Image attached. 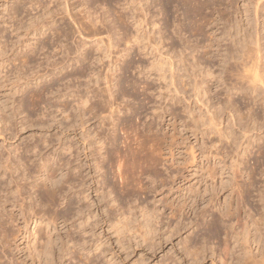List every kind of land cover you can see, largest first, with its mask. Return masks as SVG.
I'll return each mask as SVG.
<instances>
[{"label": "rangeland", "instance_id": "374dc122", "mask_svg": "<svg viewBox=\"0 0 264 264\" xmlns=\"http://www.w3.org/2000/svg\"><path fill=\"white\" fill-rule=\"evenodd\" d=\"M87 1L91 6L88 4ZM90 1L86 0L87 2L86 3L83 0L82 1L70 0V6H71L70 8H72L71 10H73L71 11V13L72 16L74 15L76 17L75 18L73 16L77 20L76 21L73 18L74 21H76L75 23L87 24L88 22L85 20V18L88 17V12H86L85 7L88 8L87 11H90L92 9L90 13L96 11L98 12L96 16L99 15V17H101L99 21H102L103 18L104 25H102L101 22H100L101 25L100 23H97V25L98 24L99 25L96 28L99 30L101 28L100 31L94 27V29H96L98 33L96 37L97 42L95 41L96 44L94 43V46L95 45L97 46L94 47L93 43L90 44L89 46H91L90 48L91 50L95 51V49L97 48L100 49L99 46L101 47L102 45L103 48H101V51H103L104 49L106 50V47L104 46H106L107 43L106 40L107 31L111 33V38L112 39L114 38L113 44H116L117 41L115 40L116 39L118 40L120 38V37L118 38L119 35L117 32L119 31L118 30L119 25L116 24L117 22L115 21L116 19L114 18L115 17L114 13L116 14L117 10L122 11V7H123L122 4L124 3V1L122 0L123 1L122 2L120 0H113V2L111 1L110 3H108L109 2L108 0H105V2L104 0H101L103 6H101V3H99L100 0H92L93 2ZM105 3L108 7L105 5ZM2 4H7L8 8L6 12H4L2 8H0V48L1 45L2 47H5V49L8 52L7 53L8 55L6 54L4 59L3 56L0 55V62L3 60L0 65V161H3L1 159H6L9 156L12 157V155H13L12 158L16 157L15 159L18 160L17 157L21 155L22 158L24 157L26 161L27 160L30 161L28 162V166L26 164H24V166H27V169H30L31 168L30 165L34 164L33 167L35 168L36 172L40 170L39 169L40 167H38L37 165H40L42 167L45 161H48L50 174L54 176L56 180L58 178L60 180L61 175L63 174L66 175L69 172L70 173L74 172L68 167L67 168L64 167L63 169L61 168V170H59V166L62 163H67L68 160L70 161L72 160L70 154L68 152L66 153V151H61V153H59L60 157L58 158L54 156L53 152H51L50 150L48 151L44 150L43 157L45 161L39 162L38 161L39 157L36 156V150L34 149H36L35 146L37 145L39 149L43 150V148L47 145L46 143L47 141L52 140V142H54L59 136L62 135L61 133L63 131H61V133L59 134L60 132L59 130L60 129L62 130L63 128L62 125L63 126L67 125L66 117L67 114L69 113L68 109H70L72 105L78 104V100L76 99L77 101L76 100L72 101L70 105L69 102H71L72 99L67 100L69 98L65 96V91H62V89L64 90L65 88L63 87L64 84L65 85L68 84L71 80L70 78L68 80L69 82H67L68 75L71 74L72 68L64 69V71L67 69L65 71L66 73L63 72L60 75V78L62 80H60L59 82L57 81L58 77L55 78L56 76L52 75L53 73L51 70H49V67L47 66V62L44 58L45 56L53 57L55 55H57L56 56L57 59L60 58L61 57V55H59L60 50H57V48L60 46L61 39H59L60 41H58V38H56V36L58 35L59 32L65 29L76 31L75 29L76 27H74L75 25H73V22L69 18L67 19L66 15L62 13L61 8H63V6L61 7L59 5L60 3H57L55 0H37V1L36 0H5V1L0 0V6ZM117 4L118 5L120 4L119 7ZM81 5L82 7H80ZM115 5L116 7H114ZM96 6L97 7L101 6L103 7V9L107 7L106 9L108 10L105 9L106 10L105 11L101 7L97 9ZM90 7L91 9H89ZM109 8L112 10H110ZM157 9L158 7L156 8V10L155 9L153 10L152 12L153 15L157 14ZM108 11L111 13L109 14L111 16L113 15L114 17L110 18L111 16H107V18H109L107 19L105 15L106 12ZM85 13L87 14L85 15ZM179 15L180 14L178 15L175 14L174 16L175 18H177L175 19L177 23H178ZM61 17L63 18V20ZM29 19H32L33 22ZM52 21L56 22L54 24L51 23L53 24V26L49 25L48 28L43 29L44 31L40 29L42 26H45V23L47 25L49 24V22ZM105 22L109 27L107 26L105 28L103 27L106 24ZM29 23L30 24L33 23L31 27L35 25V27L38 28H34V27L31 28ZM129 23L131 24V21H129ZM27 26H29V28H27ZM59 27L63 30H61ZM27 29L31 31L34 29L38 30L34 35L35 38L32 37V35L31 36L29 35L31 31ZM94 29L92 31H95ZM150 29H151L150 35L154 36L155 40L158 43L161 53L165 55V53H167V50L169 49L168 47L169 42L164 43V40L161 41L159 40L161 34L158 33L159 31L158 26L155 28L154 26L151 25ZM172 31L174 30H171V32ZM26 32H28V34ZM171 32H170V36L174 37L178 44L181 43V39L182 41L187 40L188 37L190 38V40L195 39L190 37L191 35L189 33L186 34L184 32L181 35L180 34L173 35L171 34ZM262 32L264 34V30L261 29V33ZM18 34L20 35V38L17 39L18 40L21 39L20 44L23 43L25 45V43L27 42V44L30 43L31 46L24 49L23 48L18 49L16 47L13 48L12 46L17 41L16 36ZM36 34L38 35V37H36L37 36ZM77 38L79 39V37L75 35L76 40ZM100 38L106 41L104 42V45L103 44L100 45V41L98 40ZM71 41L73 42V39H71L69 43ZM41 44L44 45L47 50L44 48L43 52L41 51L37 52L39 51L38 49L41 48L42 46ZM50 46L52 47L54 46L53 49ZM92 47H94V49ZM14 49H17V51H15ZM29 49L31 51H29ZM58 49H60V47ZM32 51L35 54L32 53ZM190 52L191 51L187 50L185 51V53H183L184 58H186L187 60V64L193 63V59L191 58L192 56ZM145 54L146 57L143 58L144 66L146 67V70H144L145 73H143V75H138V71H137L134 73V76L135 78H137V80H139V84L140 83L144 84V82H146L149 84L151 89L148 93L149 96L147 95L146 96L147 99L143 101L144 106L143 109L140 110V113L142 115L139 116L137 120L136 117L134 119L136 130H133V132L130 130L128 132V135L129 134L130 135H129V140L127 142L129 146V150L132 152L134 151L133 153L135 155L137 154V157L136 156H135L136 158L132 157L133 159L132 160L131 156H129L128 153H125L128 156L124 155V158L126 157L125 158L126 160L128 159L132 160V161L130 160L126 161L124 159L125 163L127 162L126 166H128L129 163V166L125 169L129 170L128 171L129 173L128 172L127 173L129 176H131L130 179L128 176L129 180L127 181L131 191L129 190V188L127 189V187L125 188V190L127 191H125L124 188L122 189V186L120 187L121 183L119 184L120 181L119 179H117L118 177L117 178L113 177L111 174H109V176L107 174L106 177L103 176L99 177L97 175L95 177V183L91 184L92 186L91 190L86 194H82V195L75 194L73 191L74 189L71 191L70 188L67 187L66 184H64L65 194L64 195L62 194L61 198L59 197V199H57L55 207L51 209L49 208L48 210L49 215L54 216L53 214L58 213L57 215L59 217H65V220L66 219L68 220L67 223H64L62 220H60L58 224L55 225L56 227L49 225L44 218L43 220L34 219L33 221L24 224V221H22V219H20L19 217L20 208L16 207L18 204L16 203L15 206L12 203V201L15 200L14 197L16 195L12 197L9 196L11 197L9 199H11L12 201L10 200L4 207H0L1 218L3 217L1 219V222L3 224L1 223V227H0V264H45L47 259L48 258L50 259L48 252L52 248H54V245L59 243L61 239H64L65 241L73 239L77 243V245L74 247L69 245L71 248L70 251L71 255L68 257L67 260H65V264H85V263H91V264H176L177 263L178 264L177 262L178 258L181 257L185 258V252L183 248L184 242L188 240V238L195 236L196 238L201 239L202 243L207 245L208 248L211 247L212 249L215 250V254L213 257L211 256V254H209L208 258L204 262L197 264H213L212 263L213 260L215 262L214 264H221L219 257L217 256L219 254V252L216 249L217 243L213 242L211 238H209L206 235V230L204 229L205 220H203L202 217L200 216L203 210L205 209L209 210V207L206 208L207 207L206 204L201 205V207L199 208L200 210L199 209L197 210L196 217L194 214L186 216L187 218L181 217L179 221H181L182 223V230L180 234L175 235L172 239L171 238L169 239V236L176 229V222H174L175 221L174 219H171L170 217L171 215L169 214H171L170 211L171 203L175 198L182 195L184 193L183 192L184 190L185 193L188 192V194L191 193V195L200 192L205 196H210L213 193H215L214 189L220 190L221 188H224L225 184L223 185V183L230 182L231 177H233L232 174L233 170H228L227 168L229 167L234 168L231 166H234L236 162L238 163V165H240L238 169L239 174L240 173L245 174L246 172L249 173L251 171V168L254 169L256 166V174H255L256 177H254L255 180L254 186L251 189V194H250L251 196L249 195L246 196L247 205L245 211L247 213V216L249 215L248 220L250 225L252 224L253 220H256L260 217L261 214L260 209H262V203L260 202L259 195L262 194V192H264V158L262 159V157H260L257 154V150L259 146L260 147L264 146V138H263L264 130L254 131L252 132V134L250 133V136L248 135L249 139L248 137L244 138L242 136L241 130L238 127L239 124L236 121L240 119L239 118L240 116L244 117L246 115L244 119L241 120V123H244L245 126L252 128L253 124L249 121V119H246L248 118L247 117L248 114H250L249 111L250 107L254 108V111H260L261 109L260 104L262 101L259 102V104H257L255 107H253L254 105L252 104V102L250 103V100L249 101L245 100L243 97L244 93L242 91H244L245 88L241 91L238 88H234V90H232L233 87L231 86L235 84L237 81L234 77L231 76L225 77V75H222L220 73L221 66L220 67L216 66L213 69V71L215 72V76L221 74L222 78L226 79L228 85L225 86L227 88L224 85L219 86L220 88L218 87V89L216 90L215 88H213L212 95H210L212 97L208 96L207 94L204 95V93H206L205 92V89L207 87L206 83H208L210 79L208 77V80L206 81V79H204L203 81L204 83L201 84L202 88L204 89L203 90L204 93H202L203 91L200 92L198 95L199 97H197L198 100L195 99L196 94H193L194 92H192L193 90L192 88H190L192 87L191 85L194 84V82L191 81L193 79L188 80L187 77H183V75L187 76V74H185L186 72H184V67L182 66L183 64L179 62L180 57L177 55L176 57L178 58L175 57L174 60L175 61L174 68L176 69L174 71H176V78H177L176 82H177L178 92L174 93L175 88L170 85V73L169 70L167 69L168 67L165 66V61L159 56L157 52L153 51V49L150 50L147 49L145 51ZM235 58H236L235 60L238 61L237 60L238 56ZM235 60L230 61V64L231 63L234 64ZM203 67L204 66H202V68ZM45 68L48 69L46 70ZM75 68L80 69L79 64ZM202 68L200 67L197 69L198 75L200 72L203 73ZM216 68L219 70H217ZM189 70L190 71H188V73L192 74V70L191 69ZM37 71L39 72V74L41 73L40 75L47 72L48 76H43L44 78L41 77V79L36 80L34 76ZM67 71L69 72V74ZM117 73L119 75L120 72ZM117 73H115V77ZM16 75L18 76V78ZM64 75L66 76L64 77ZM62 76L64 77V80ZM18 79H21L22 81ZM182 79L185 82L187 80L186 83L190 87L183 88L181 82ZM84 81L82 79L80 83ZM22 83L25 85V87H23L24 85ZM209 84L211 85V83ZM81 88L84 89L83 87ZM101 88L105 89L103 84L101 85ZM55 90L57 92H55ZM115 90L114 92H117V89ZM129 90L130 89L128 88L126 89V91ZM228 90H230V96H232L233 104L234 103L236 104V105L234 104L235 107L239 108L242 114L238 113L239 117H237V113H236L234 120H231L233 118H231V116H229L228 114L225 115L222 114L221 120L223 119L222 123L224 124L220 128H222L223 132H225L224 133L225 135L232 132L235 136H237L239 139L236 142L237 145L233 144V142L231 141L232 138L227 139V136L225 137V135H224V139H222L223 141L221 144L220 143L221 140L218 137V135L213 134L212 132L211 134L210 131H208L209 133L207 134L206 131L208 130V127L204 126L207 125L206 121L209 116L206 114V109L203 106L201 107L202 103L206 102L207 100L209 101L212 100L210 101L211 103L209 101H207L209 103L207 102L204 103L207 104L208 107L210 106L209 108L211 109V113H214L215 112L214 110H216V108H217L216 111H218L219 108L221 110L223 108L222 106L228 103L227 100L228 98H226L227 97L226 93ZM58 91L59 92L62 91V93L64 94L62 95V93H60V95H58L59 94ZM54 92L58 94L55 95ZM82 94L80 93V95ZM183 94L185 95L183 96ZM261 94H262L261 97H264L263 92ZM64 96L65 98L66 97L67 98L65 99ZM200 96L202 98L204 96L205 97L204 99H202ZM57 97L59 98L60 101L57 99ZM142 99H144V97L139 96V94L127 96L125 100H122L125 101L123 103L121 102L120 99L119 100L120 111L119 113H117L118 115L116 116V118L118 117L119 121L121 122L128 119V117L131 115V112L129 111V107L130 109L131 108L135 109L138 106L140 100ZM199 99H202L203 101H201L200 103ZM93 100L94 99H92V101ZM128 103H129L128 107L124 106L127 105ZM81 105L83 106L85 105L86 107H88L89 103L87 105L85 103ZM124 107L126 108L124 109ZM64 109H66V113L64 112ZM173 111L174 113H176L175 115L177 116L176 118L172 117V115L170 116L171 112ZM189 112L194 114L196 120H198V124L194 125L191 119L192 118L191 113ZM54 116H57V119H59L58 122L60 121V123H62L60 127H56V125H54L53 123L54 119H52L54 118ZM262 116L263 117L261 120L264 119V115ZM119 121H117L118 123L117 136L119 137V138L117 137L118 140L117 147H119L118 149H120V151L123 153L124 148L122 142H124L123 139L124 136L121 132V128H122L121 124H123V122L120 124ZM246 121L247 122L249 121L248 124L252 126L250 127L249 125H247ZM234 124L236 125L234 126ZM92 128L94 127L92 126ZM144 129H151L149 136L150 138L152 136L153 137L152 139L144 135V133L142 132V130ZM257 132L260 133L256 135ZM57 135L59 136L57 137ZM145 138L146 140H148L147 142ZM150 140L151 142H149ZM63 142L65 144L64 148H66L68 146V140L66 141V139H64ZM144 142H146V144ZM249 142L251 144L250 147L247 148ZM99 146L100 145H98V147ZM144 147L148 150L149 153H151L150 151H152V156L155 155V158L158 160V162L159 161L163 162V163L159 162L160 165H158L157 168L155 169L156 170L155 173L161 175L162 179L164 178L167 179V175H169V172L167 173L166 168L169 169L168 171L185 172L184 174L186 176L185 177L186 179L179 181L178 184H176V186L171 182L170 179L167 180V182L164 184L163 187H161L159 183L155 181L151 183V178L149 177V170L146 169L145 165H144L145 168L144 170V168H142L143 165L141 164L139 165V163H135L139 160V156L141 155L140 153L142 151H144L142 152V154L144 153L143 155L146 154V149H144ZM38 148L37 151L39 150ZM105 148L106 146H102L103 150L99 152L102 153L101 155L103 156H105L104 155L106 151ZM221 148H225L226 150L224 152H228V154L222 155L223 153H220L219 151ZM25 149H32V150L26 153ZM228 150L231 152H229ZM172 156L174 162L168 161L169 163V164L167 163L168 165H165V167L162 166L164 165V161L170 160ZM193 157H195L194 160ZM96 158L100 159V156H96ZM15 159H13L14 164L15 162L17 163ZM257 160H259V162H257ZM133 163L137 164L138 168L136 167L132 168ZM254 163L255 164L257 163V165H255ZM91 164L93 165L94 162H91ZM173 164L174 166H170ZM24 166L21 167L20 172L18 171L19 174H21V172L22 174L28 173L27 169L25 170ZM130 170L134 172L132 173ZM143 170L146 172V174ZM92 172L94 173V170ZM100 173L102 174L103 172L101 171ZM131 174H135V175H133L132 177ZM154 177L155 176H153V178ZM103 178L106 179L108 188L104 185L102 186L101 181L103 180ZM148 178L150 179V182ZM40 179L41 178H37L36 180L37 183L35 180L33 181L30 180V183L33 182L34 185H40L41 184ZM243 179H244L243 177L239 178L238 181L240 182V184L244 182ZM0 182H1L0 184L2 183L4 185L7 184L5 183L7 182L6 178L5 177L3 178L2 175H0ZM129 183H131V185ZM146 187H150V188L157 187V189L155 191L153 190L152 192H149L146 189ZM27 190L29 191L28 187L26 191ZM229 194L230 192H226V191L221 193L218 206L219 205L223 206L225 200L229 197ZM0 195H1L0 199H2V201H5V198L2 197V195L4 196V194L1 193ZM36 200L37 199L35 197V201ZM15 202L16 201H14V203ZM27 202L29 203L28 200ZM27 202L26 204L28 205ZM69 202L72 203L69 204ZM19 203L21 204V201ZM80 206L86 209V213L80 214L79 216L80 220L78 221L77 220L78 217H76V215L74 217V214L76 209ZM73 207L75 208L77 207L76 209L74 208L75 209L74 212H72L71 210V208ZM152 210L156 212L153 218L151 216ZM10 215H13V221L11 219L6 224L5 223L7 222L6 216L8 217ZM118 220H120L121 222H119ZM197 223L199 224V227L197 226ZM2 225L5 228L4 227L2 228ZM145 225H147V228L145 227ZM183 227H185V229H183ZM237 229L239 230V228ZM5 232L8 234L7 235L8 237L6 236ZM236 239L239 240V243L241 242L240 237L238 238L236 237ZM253 250L255 253H257L258 251L255 245L253 246ZM188 262L189 261H187V264H191Z\"/></svg>", "mask_w": 264, "mask_h": 264}, {"label": "bare ground", "instance_id": "6f19581e", "mask_svg": "<svg viewBox=\"0 0 264 264\" xmlns=\"http://www.w3.org/2000/svg\"><path fill=\"white\" fill-rule=\"evenodd\" d=\"M55 1L57 3H60L59 5L61 7L63 6V8H61L62 13L66 15L67 19L69 18L73 22V25H75L74 27H76L75 28L76 31H73L70 29L63 30L59 27L63 31L59 30L61 31L59 32L60 34L58 33L59 36L58 35H57L58 37L56 36V38H58V41H60L59 39H61L60 46L58 45L60 49H58L59 48L58 46L56 47H58L57 50H60L59 55H61V57L57 59L56 57L57 55H55L53 57L45 56L44 58L47 62V66L49 67V70H51L53 73L52 75L56 76L55 78L58 77L57 81L59 82L60 80H62L60 78V75L67 70L66 69L64 71V69L72 68L71 74H69V72L67 71L69 74L67 78V82H69L68 80L70 78L71 80L68 84H66L67 86L64 84L63 87L65 88L64 90L62 89V91H65V96L69 98L67 100L72 99L71 102L68 101L70 105L72 101H75L76 99L78 100V104L76 105L74 102L75 105H72L70 109L67 108L69 113L67 114V117H66L68 121V122L66 121L67 123L66 126L65 125L63 126L62 123H60V121L58 122L59 119H57V116H54V118H52L54 119L53 123L54 125H56V127H60L62 125L63 127L62 130L61 129L59 130L58 128V130L60 131L59 134L61 133V131H63L61 133L62 135L61 136L57 135V137L58 136L59 137L58 138L56 137L57 139L54 142H52V140L47 141V142L45 141L47 145L45 147L43 146L44 147L43 150L39 149L37 145H36L37 147L35 146L36 149L34 148L33 149L36 150V156L39 157V160H38L39 162L45 161L43 157L44 150L45 151L50 150L51 152H53V155L58 158L60 157L59 153H61V151H66V153L68 152L70 156L72 157V160L71 161L68 160L67 163H62L59 166V170H61V168L63 169L64 167L66 168L68 167L74 172L72 173L69 172L66 175H64L63 174L64 172H63L62 173L63 175L60 176V180L59 178L56 180V178H54V176H52L49 172L48 161H45L42 167L40 165H37L38 167H40L39 168L40 170L36 172L35 168L33 167L34 164L30 165L31 168L28 167L30 169H27L28 162L30 161L28 160L26 161L24 157L22 158L21 155H19L21 158L19 156L17 157L18 160L15 159L16 157L12 158L13 155L12 157L9 156L6 159H1L3 161H0V175H2L3 178L4 177L6 178L7 182L5 183L7 184L6 185H4L3 183H2L3 185L0 184V194L1 193L4 194V196L2 195V197L5 198V201H2V199H0V207H4L8 203V201L11 200L9 198L16 195L14 197L15 199L14 201L16 202L14 203V201L12 200L11 201L15 206H16V203L18 204L16 207L20 208L19 217L20 219H22V221H24V224L29 223L30 221H33L34 219L43 220V218L45 219V221L48 222L49 225H52L54 227H56L55 225H57L60 220H62L64 223H67L68 220L67 219L65 220V217H59L57 215L58 213L57 214L52 213L54 216H51L48 214L49 208L51 209L55 207L57 199H59V197L61 198L62 194L63 195L65 194L64 184H66V186L69 187L71 191L74 189L73 191L75 194L82 195V194H86L87 192L91 190V187H92L91 184L95 183V177L97 175L99 177L100 176L106 177L107 174L108 176L109 174H111L113 177H116V178L118 177L117 179H119L120 181L119 184L120 183L122 184V185L120 184V187L122 186V189L124 188L125 190L126 187L127 189L129 188L127 181L130 179L131 176L128 175L129 170L125 169L129 166V163H128V166H126L127 162L125 163L124 161V159L126 158V157L124 158V155L126 156L129 155L131 156V159H132V157L136 158L137 154L135 155L133 153L134 151L132 152L129 150V146L127 142L129 140L130 134L128 135V132L130 130L132 132L133 130H136L134 119L136 117V120H137V118H139V116L142 115L140 113V110L143 109V106H144L143 101L147 99L146 96L148 95L151 89L149 84L146 82H144V84L143 83L139 84V80L135 78L134 73L137 71H138V75H143V73H145L144 70H146V67L144 66L143 58L146 57L145 51L147 49L149 50L153 49V51L157 52L159 56L165 61V66L168 67L167 69L169 70V73H170V85L175 88V90L173 89L175 91L174 93L178 92L177 90L178 87H177V82H176L177 81L176 71H174L176 70L174 68L175 66L174 60L177 55L180 57L179 62L183 64L182 66L184 67V72H186L185 74H187V76L183 75V77H187L188 80L193 79L191 81L194 82V84L191 83L193 85H191L192 87H190L186 83L187 80L185 82L182 79L181 82H182L183 88H186V87L192 88L193 90L192 92H194L193 94H196L195 99H197V97H199L198 96L199 93L204 90L201 85L204 83L203 82L204 79H206L207 81L208 77L210 78L208 83H206V86H207L205 89L206 93H204V91L202 93H204V95L207 94L208 96H210L212 95L213 88H215L216 90L218 89L219 86L228 85L226 79L222 78V75H225V77L227 76L234 77L237 81L235 84L233 85L231 84L232 85L231 87H233L232 90H234V88H238L241 91L245 88L244 90L245 92L242 91L244 93L243 97L245 100H248V101L250 100V103L252 102V104L254 105L253 107H255L257 104H259V102L262 101L260 104L261 105L260 111H254V108L250 107V110H249L250 114H248L247 116L248 118L246 119H249V121L253 124V126L251 125L252 128H249L248 126H245L244 123H241V120H243L246 115L244 117L238 116L239 114H242V113L240 112L239 108L235 107L236 104L235 103H234L235 105L233 104L232 96H230V90H228L229 92L227 91L226 93V96H227L226 98H228L227 99L228 103L222 106L223 108L221 110L219 108L220 111L219 110L216 111L217 108L215 107L216 108V110H214L215 112L211 113V109L209 108L210 106L208 107L207 104H204L209 100L202 103L201 107L203 106L206 109V114L209 116L206 121L207 125H204L208 127V130L206 129L207 131L206 130L205 131L207 132V134L209 133L208 131H210V133L212 132L213 134H217L221 140L220 142L221 144L223 141L222 139H224V135H225L224 134L225 132H223L222 128H220L224 124L222 123L223 119L221 120L222 114L224 115L228 114L229 116H231V118H233L231 120H234L235 115L237 113V117H239L240 119H238V121L236 122H238L239 124L238 127L241 130L242 136L244 138H247L248 135L250 136V133L252 134V132L254 131L264 130V119L261 120L263 117L262 115H264V97H261L262 96L261 93L263 92L264 94V53H263L264 34L263 32L261 33V29L264 30V0H123L124 3L122 4L123 6L122 11L117 10L116 14L113 11L115 17L113 15L112 16L110 15L111 14L110 10H112L110 9L111 7L109 8L110 12L109 11L106 12V15L104 13L106 18L107 16H111L110 18L114 17L116 19L115 20L117 22L116 24L119 25V29L117 27V29L119 30L117 31L119 35L118 38L120 37L118 40L117 39L115 40L117 41V43L113 44L114 38L112 39L111 33L107 31V34H106L107 37L105 36L107 40L106 46H104L106 47V50L104 49L105 51L103 49H102L103 51H101V48H103L101 44L104 45V42H106L102 38L98 39L101 45V47L98 45L100 49L96 47L97 49H95L94 51V50H91L90 49L91 46H89L92 43L94 46V43L96 44L97 42L96 37L98 33L96 31L97 29L96 27H98L99 25V24L97 25V23L101 22L102 25H104L103 18H102V21H99L101 17H99V15L96 16L98 12L96 11L97 13L96 12L90 13V11L92 10L91 7L89 8L91 9L90 11H87L88 8L85 7L86 9L85 8L84 9L86 10V12H88V17L85 16L86 17L85 20L88 23L87 24L86 23L77 24L75 23L77 21L75 19L76 17L73 15L75 17L74 18L71 13V11L73 10H71L72 8H70L71 7L70 0H55ZM83 1L86 2V0H83ZM108 1H107L108 3H110L111 1L113 2V0H108ZM99 3H101V0ZM101 6H103L102 3H101ZM80 7H82V5ZM100 7L98 6L97 9H99ZM114 7H116V5ZM157 7H158L157 14L153 15L152 12L154 9L156 10ZM0 8H2L4 12H6L8 6L7 4H2ZM101 8L103 9V7ZM106 8H104L103 10H105ZM86 14L87 13H85V15ZM175 14L177 15L180 14L178 18V23L175 21V19H177L174 17ZM73 18L76 21H74ZM29 20L33 22L32 19H29ZM129 21H131V24L129 23ZM51 23L54 24L56 22L52 21V22H49V24L47 25L45 23V26H42L40 29L43 30L44 28H48L49 25L53 26V24ZM31 25H33V23L30 24V27ZM151 25L154 26L155 28L157 26L159 27L158 33L161 34V37H159L160 41L164 40V43L169 42L168 44L169 49L167 50V53H165V55L161 53L158 43L155 40L154 36L150 35ZM106 26L109 27L107 23L103 27L105 28ZM32 27L38 28V27H35V25ZM94 27L96 29H94ZM27 28H29V26H27ZM93 29L95 31H92ZM171 30H174V31L171 32ZM36 31L38 30H35V29L32 30L31 33H29V35L30 36L32 35V37H34ZM170 32L173 35L174 34L181 35L184 32L186 34L189 33L191 35L190 37L195 38V39L190 40L189 37H188L189 40L187 39L185 41H182L181 39V43L178 44L176 39L170 36ZM26 33L28 34V32ZM75 35H77L79 39L77 38L76 40ZM36 37H38V35ZM17 38H20L19 34L16 36V39ZM71 39H73V42L71 41L69 43ZM20 40L17 39V41L13 44L12 47L13 48L16 47L18 49L19 48L24 49V48L31 46L30 43H28L29 44L28 45L27 42L25 43V45L23 43L20 44L21 43ZM94 47L92 48L94 49ZM44 48L45 46L42 45L41 48L38 49L39 51L37 52H40V51L43 52ZM14 50L17 51V49H14ZM187 50L191 51L190 54L192 56L191 58L193 59L192 64H187V60L183 56L184 55L183 53H185V51ZM29 51L31 50L29 49ZM7 53L8 52L5 49V47H2L1 45L0 55L3 56V59ZM32 53L34 52L32 51ZM236 55L238 56L237 58L238 61L235 60L236 59L235 57H237ZM233 60H235V63L234 64L231 63L232 64L231 65L230 61H233ZM2 61L0 62V65ZM78 64L80 66V69L75 68ZM202 66L204 67L202 68ZM216 66H219V67L221 66L220 73L222 75L220 74L218 76H215V72L213 71V69ZM200 67L203 69V73L200 72L198 75L197 69ZM45 69L47 70L48 68H45ZM189 69L192 70V74L188 73V71H190ZM117 72H120L119 75ZM115 73H117L116 77H115ZM40 74L38 71L36 72L34 76L36 80L41 79V77L43 76H48L47 72L43 73L42 75ZM65 76L66 75H64V77ZM64 77H63V80H64ZM82 79L83 81L84 80L85 81L80 83ZM18 80L22 81L21 79H18ZM209 83H211V85ZM102 84L104 85L105 89L101 88ZM23 87H25V85ZM81 87H83L84 89H82ZM127 88L130 89L129 90L130 92L126 91ZM115 89H117V92H114ZM62 91L59 92L58 94V93H55L57 92L55 90L54 94L60 95ZM80 93L82 95H80ZM63 94L64 93H62V95ZM134 94H139V96L144 97V99L140 100V102L138 103V106L135 109L133 108L130 109L129 107V111L131 112V115L128 117V119L122 121L123 124H121L122 122L119 121L118 117L116 118V116L118 115L117 113H119L120 111L119 100L121 99V102L123 103L125 101H122V100H125L127 96L134 95ZM185 94H183V96ZM204 97L203 98L201 97V98L204 99ZM57 99L59 100L58 97ZM92 99L94 100L92 101ZM202 99H199L200 103L201 101H203ZM84 103L86 105L89 103V106L86 107L85 105L84 106L81 105ZM128 105L129 103L124 106L128 107ZM125 108L126 107H124V109ZM64 112L66 113V109H64ZM171 115L174 118L177 117L175 116L176 113H174V111L171 112L170 116ZM191 116L192 118L191 117L190 118L192 119V122L194 123V125L198 124V120H196L193 113H191ZM117 121H119L120 124L122 125L121 126L122 128L121 127L120 128L124 136L123 138L124 142H122V145L124 148L123 153L120 151V149H118L119 147H117L118 145L117 144L118 143V140H117L118 123ZM249 121L248 122L246 121L247 125H249L248 124ZM235 125L236 124H234V126ZM92 126L94 128H92ZM233 128H236V127H233ZM142 132L144 133V135L150 138L149 134L151 132V129H144L142 130ZM258 133L260 132H257L256 135H258ZM226 136H227V139L232 138L231 141L233 142V144H236L237 140H239L238 137L235 136L232 132L225 135V137ZM152 138L153 137L151 136L150 139ZM64 139H66V141L68 140V146L66 148H64L65 146L63 142ZM147 141L148 140H146V142ZM146 142L144 143L146 144ZM149 142H151V140ZM250 144L251 143L249 142V145L247 146V148L250 147ZM98 145L100 146L98 147ZM102 146H106L105 148L106 151L104 153L105 156L101 155L102 153H99L101 152V150H103ZM37 148L39 149L38 151H37ZM144 149L146 148L144 147ZM25 150H26V153H28L32 149H25ZM225 150H226L225 148H221L219 151L220 153H223L222 155H226L228 154V152H224ZM142 152L141 153L139 152L141 155L139 156V160L135 163H139V165L140 164L143 165L142 168H144V165H145L146 169L149 170V177L151 178V183L155 181L159 183L161 187H163L164 184L167 182V180L170 179L171 182L176 186V184H178L179 181L186 179L185 178L186 176L184 174L185 172L168 171L169 170L168 168H166L167 173L169 172V175H167V179L166 178L162 179L161 175H158L157 173H155L156 171L155 169L157 168L158 165H160L159 162L161 161L158 162V160L155 158V155L152 156V151H150L151 153H149L148 150L146 149L145 155H143L144 153L142 154ZM125 153H128V155ZM257 154L260 157H262V159L264 158V146L258 147ZM96 156H100V159H97ZM194 158L195 157H193V160ZM13 159H15L17 163L14 161L15 162L14 164ZM168 161L174 162L173 156L172 158H170V160L164 161V165L162 166L165 167V165H168L169 164ZM91 162H94V164L92 165ZM257 162H259V160H257ZM135 163H133L132 168L133 167L138 168L137 164ZM24 164H26L27 166H24ZM255 165H257V163ZM22 166L25 167V170L27 169L28 171L27 174H24V173L22 174V172L21 174H19ZM170 166H174V164ZM231 167H234V168H230V167L227 168L228 170H233L232 171L233 177H231L230 182H224L223 185L225 184V187L221 188L220 190L214 189L215 193H213L212 195L205 196L201 194L200 192H197L191 195V193L190 194H188V192L185 193V190H184L183 191L184 193L182 195L178 196L177 198L173 200V202L171 203V208H170L171 214L169 215H171L170 216L171 219L175 220L174 222H176V229L171 233V235L169 236V239L170 238L172 239L175 235L180 234L182 230V223L179 220L181 219V217L185 218L186 216L193 215V214L196 217L197 210L201 207V205L206 204L207 205L206 208L209 207V210L205 209L202 212L200 211L201 212L200 216L202 217L203 220H205L204 229L206 230V235L209 238H211L213 242L217 243L216 249L219 252L217 256L219 257L221 264H264V192H262V194L259 195L260 202L262 203V209L259 208L261 210L260 217L253 221L251 219L252 221L251 225L248 220L249 215L247 216V213L245 211L246 205H247L246 196L247 195L251 196L250 195L251 189L254 186V181H255L254 177H256L255 176L256 166L254 169L251 168V171L249 173L246 172L245 174L244 173L239 174L238 169L240 165H238L237 162L235 163L234 166H231ZM132 168H129V169H132ZM93 170H94V173L92 172ZM101 171L103 172L102 174L100 173ZM130 171L132 173L134 172L132 170ZM131 175L133 177V175L135 174H131ZM128 176H129V179H128ZM153 176L155 177L153 178ZM242 177L244 178L243 179L244 182L240 184L238 180L239 178H242ZM37 178H41L40 185H34L33 182L30 183V180L36 181ZM101 182H102V186L104 185L108 188L105 178H103ZM149 182H150V179H149ZM129 184L131 185V183ZM27 187L29 188V191L27 190L28 192L26 191ZM146 189L149 192H152L153 190L155 191L157 187H154V188L146 187ZM129 190L131 191L130 188ZM224 191L230 192L229 197L225 200L223 206L222 205L218 206L220 195ZM31 193L35 195L37 199L36 201H35L34 195ZM27 200L29 201L30 204L27 202ZM20 201H21V204L19 203ZM26 202L28 203V205L26 204ZM71 203L72 202H69V204ZM74 208L75 207L71 208L72 212H74V210L77 207L75 209ZM84 213H86V209L80 206L76 209L75 214L74 213L73 214H74V217L75 215L76 217H78L77 220L79 221L80 214H84ZM151 214L153 218L156 212L152 210ZM2 218L0 214V227L2 223L1 222ZM6 218H7V222H5L6 224L11 219L13 221V215H10L8 217L6 216ZM118 221L121 222L120 220ZM5 223H4V226H5ZM4 226L2 225V228ZM197 226L199 227L198 223H197ZM145 227L147 228V225H145ZM237 228H239V230ZM183 229H185V227H183ZM7 235L8 234L6 233V236ZM236 237L241 238L240 243H239V240L236 239ZM69 245L74 247L77 245V243L73 239H70L67 241H65L64 239H61V241L55 244L54 248H52L48 252L50 259L48 258L45 264H65V260H67L68 257L71 255V252H70L71 248ZM254 245L258 249L257 253H255L253 250ZM183 248L185 252V258L183 257L178 258L177 259L178 264H187V261H189L188 263H191V264L201 263V262H204L208 258L209 254H211L212 257L215 254L214 249H212L211 247L208 248V246L203 244L202 240L199 238H196V236L188 238V240L184 242ZM212 263L213 264L215 263L214 260L212 261ZM85 264H91V263H85Z\"/></svg>", "mask_w": 264, "mask_h": 264}]
</instances>
